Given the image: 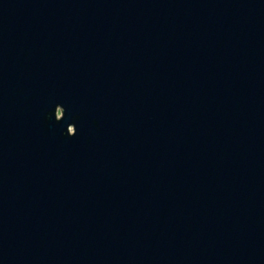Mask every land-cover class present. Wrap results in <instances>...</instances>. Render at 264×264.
<instances>
[{"label": "water", "instance_id": "obj_1", "mask_svg": "<svg viewBox=\"0 0 264 264\" xmlns=\"http://www.w3.org/2000/svg\"><path fill=\"white\" fill-rule=\"evenodd\" d=\"M0 264H264V0H0Z\"/></svg>", "mask_w": 264, "mask_h": 264}, {"label": "rangeland", "instance_id": "obj_2", "mask_svg": "<svg viewBox=\"0 0 264 264\" xmlns=\"http://www.w3.org/2000/svg\"><path fill=\"white\" fill-rule=\"evenodd\" d=\"M57 114H60V109L59 108L57 109Z\"/></svg>", "mask_w": 264, "mask_h": 264}]
</instances>
